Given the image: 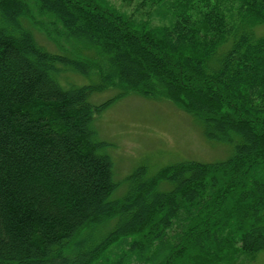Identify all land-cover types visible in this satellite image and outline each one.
Here are the masks:
<instances>
[{
	"label": "trees",
	"instance_id": "16d2710c",
	"mask_svg": "<svg viewBox=\"0 0 264 264\" xmlns=\"http://www.w3.org/2000/svg\"><path fill=\"white\" fill-rule=\"evenodd\" d=\"M119 1L130 10L0 0V264L252 259L264 249V0ZM66 75L88 82L61 85ZM131 92L170 101L231 154L139 165L111 198L91 122Z\"/></svg>",
	"mask_w": 264,
	"mask_h": 264
},
{
	"label": "rangeland",
	"instance_id": "374dc122",
	"mask_svg": "<svg viewBox=\"0 0 264 264\" xmlns=\"http://www.w3.org/2000/svg\"><path fill=\"white\" fill-rule=\"evenodd\" d=\"M119 9L130 8L119 0H110ZM34 16H38L33 10ZM41 21L40 17H36ZM47 20L41 22V26ZM37 41L51 51L68 52L69 44L48 42L41 30L33 27ZM261 30V28L259 29ZM74 75L62 76L65 81L77 84L87 83V79ZM116 93L109 88L89 97L92 104H98ZM96 139L103 142L102 152L112 162L113 179L117 187L111 198H119L126 191L125 177L135 167L145 165L148 174H153L161 166L179 160L214 162L226 159L231 154V146L204 137L202 127L192 117L165 99H152L131 92L117 98L91 122ZM236 264H264V249L252 259L241 256Z\"/></svg>",
	"mask_w": 264,
	"mask_h": 264
}]
</instances>
